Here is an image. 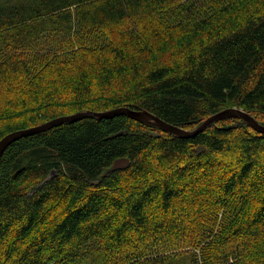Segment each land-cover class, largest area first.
<instances>
[{
  "label": "trees",
  "instance_id": "obj_1",
  "mask_svg": "<svg viewBox=\"0 0 264 264\" xmlns=\"http://www.w3.org/2000/svg\"><path fill=\"white\" fill-rule=\"evenodd\" d=\"M125 108L264 117V0H0V140L102 115L3 151L0 264H264V135Z\"/></svg>",
  "mask_w": 264,
  "mask_h": 264
},
{
  "label": "water",
  "instance_id": "obj_2",
  "mask_svg": "<svg viewBox=\"0 0 264 264\" xmlns=\"http://www.w3.org/2000/svg\"><path fill=\"white\" fill-rule=\"evenodd\" d=\"M107 114H110V115H114V114L127 115L129 118H131L134 121H137L139 123L153 125L165 133H169V134L176 135V136H187L188 134H189L188 136L195 135L199 132H202L203 130H205L207 127H209L213 123L220 121V120H223V119H238V120L244 122L245 124H247L255 132L264 135V126L263 125H260L254 118L250 117L248 114L244 113L243 111H241L239 109H234V108L221 111L219 113H216V114L208 117L206 120H204L201 124H199L195 129H193L191 131H184L182 129L170 126L167 123H165V122L161 121L160 119H158L157 117H155L154 115H152L148 112H145V111H135V110H130V109L125 108V109H116V110H113ZM88 116L100 117L102 115L96 114V113H91V112H81V113L74 114L72 116L57 118L55 120L43 123V124L36 126L34 128L32 127L29 129H24V130L9 133V134L5 135L0 140V157L3 153V151L12 142L18 140L19 138L23 137L24 135H26L28 133L43 131V130L49 129V128H51V127H53L59 123L76 121L80 118L88 117Z\"/></svg>",
  "mask_w": 264,
  "mask_h": 264
},
{
  "label": "rangeland",
  "instance_id": "obj_3",
  "mask_svg": "<svg viewBox=\"0 0 264 264\" xmlns=\"http://www.w3.org/2000/svg\"><path fill=\"white\" fill-rule=\"evenodd\" d=\"M160 47H163V44H160L159 45ZM256 120V119H255ZM260 125H263L264 126V117H257V120H256ZM41 125V124H40ZM39 126V125H37ZM233 155L231 154L230 155V158L226 159V161L230 162V165L231 162H232V159H233ZM262 162V161H261ZM262 164L264 165V163L262 162ZM154 167V166H153ZM156 168V167H154ZM152 253L155 254V252H151V257H150V261L153 260V257L154 255L152 256ZM77 264H103L99 255L97 254V252H94V253H91L90 255H87L86 257H83L81 258L80 260H78Z\"/></svg>",
  "mask_w": 264,
  "mask_h": 264
}]
</instances>
